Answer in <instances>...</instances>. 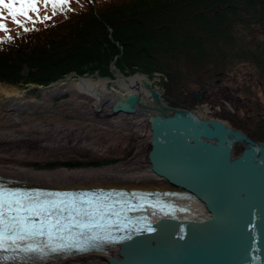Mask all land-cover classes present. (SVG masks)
Segmentation results:
<instances>
[{"label":"trees","instance_id":"16d2710c","mask_svg":"<svg viewBox=\"0 0 264 264\" xmlns=\"http://www.w3.org/2000/svg\"><path fill=\"white\" fill-rule=\"evenodd\" d=\"M45 1L26 10L51 12L35 26L0 29L1 83L45 86L114 60L120 72L142 63L143 71L164 72L167 81L194 83L187 90L195 97L227 75L230 45L245 43L247 27L252 57L264 62L257 40L264 33V0H76L78 11L37 7Z\"/></svg>","mask_w":264,"mask_h":264},{"label":"water","instance_id":"95a60500","mask_svg":"<svg viewBox=\"0 0 264 264\" xmlns=\"http://www.w3.org/2000/svg\"><path fill=\"white\" fill-rule=\"evenodd\" d=\"M113 69L114 60L110 63V71ZM68 75L80 79L74 72ZM111 80H107V86ZM141 85L154 106L145 105L140 92L124 91L115 93L109 110L127 115L139 109L152 112L146 118L151 134L145 155L147 169L183 193H165L164 198L176 205L175 212L150 219L139 233L111 245L118 246V256H107V264H264V142L250 138L226 121L201 118L195 110L167 105L158 88L146 78ZM193 94L198 98L196 92ZM99 110L96 107L94 112ZM161 121L184 130L195 147L187 143L196 151L193 159H186L195 162L167 160L165 144H154L151 132ZM235 144L242 145L238 155H234ZM199 156L207 163L196 160ZM170 165H174L172 170Z\"/></svg>","mask_w":264,"mask_h":264},{"label":"bare ground","instance_id":"6f19581e","mask_svg":"<svg viewBox=\"0 0 264 264\" xmlns=\"http://www.w3.org/2000/svg\"><path fill=\"white\" fill-rule=\"evenodd\" d=\"M112 72L117 76L101 77L97 74H84L79 75L78 80V77L68 75L50 87L36 85L37 88L40 86L43 88L40 99L26 96L15 86L0 83V176L10 177L17 181L15 184L26 186L174 189L147 169L146 161L142 156L145 150L147 152L151 135L146 118L152 112L139 109L137 113L127 115L112 114L109 110V103L115 97V93L124 91L140 92L141 101L147 106H154L148 91L141 85V80L146 78L151 86H157L140 72L132 73V76L120 75L116 67ZM108 79H113L110 86H107ZM65 93L69 98L59 105V110H56L51 105V99ZM96 107H100L97 113L94 112ZM34 110H41L45 114L32 116L31 112ZM65 111L75 113L84 119V122L59 118L61 112ZM196 112L201 118H209L206 116L205 108ZM151 132H153L154 144L160 142L165 144L167 160L171 163H175L174 160L176 163L178 160H186V163L191 164L195 162L186 159H193L196 151L191 147L195 146L185 136L182 128L172 122L161 121L158 128ZM132 145L138 147V153L130 162L120 165L74 170L66 167L39 170L32 166V157L47 158L76 151L115 154ZM32 154L36 155L32 156ZM200 159L199 156L196 160L202 164L207 163ZM173 166L170 165L169 169L172 170ZM176 171L177 168L174 172ZM175 177L181 181L179 176ZM117 248L118 246L114 245L105 252H87L65 258L54 256L47 262L25 264H107V256H118Z\"/></svg>","mask_w":264,"mask_h":264},{"label":"rangeland","instance_id":"374dc122","mask_svg":"<svg viewBox=\"0 0 264 264\" xmlns=\"http://www.w3.org/2000/svg\"><path fill=\"white\" fill-rule=\"evenodd\" d=\"M53 4L55 5V11L64 8L69 11L80 10L78 8L76 0H66V2L64 3H60L59 0H46L44 3L39 4L37 7H41L42 9H48V7ZM29 7V4L21 5L19 3L13 4V9L11 8V10L7 7L0 6V25H2L0 29L7 25L18 26L21 29H26L38 24L39 19L51 15V12H49V14H46L38 11L32 13L30 12L29 14H27V12H25L23 9L27 10L29 9ZM247 28L248 29H243V31L241 30L243 35H246L247 37L244 38L245 43L236 44L235 46H233V44L230 45V49H232L233 52L232 54L231 52L229 53V56L231 57V62L227 75L217 80L218 83L215 86L207 87L204 94H199L198 98L193 97L190 91L187 90V88L190 89V87H195L196 85L194 83H190L187 86L185 84L170 82L169 80L167 81V77L164 72L154 71L152 73H148L143 71L141 67L144 68V64L142 63L126 67L122 70L121 73L123 75H132V73L135 72L143 73L153 82V85L159 88L162 100L164 99V102H166L167 105L175 107H184L196 111L205 108L207 117L217 118L226 121L230 126L239 128L251 137H254V139L264 142V129L262 128V126H260L261 117L259 116V78L262 74V64L256 62L255 59H253L252 57L253 52L251 51L253 50L254 45L249 42L252 38V35L250 33L252 29L250 27ZM262 32L257 33V40L260 41L261 46H264V42H262L264 41V33ZM107 48H110V46H108ZM258 52L260 53L261 60H263V57H261V49ZM256 54L258 55V53ZM96 68L97 69L91 74H97L101 77L112 76L110 66L100 64ZM25 72L26 67L24 68V71H22V73L24 74ZM249 76L252 77L251 86L247 85L249 81ZM166 83L168 84L166 85ZM1 84L9 86L11 85L7 83ZM30 85L36 84H18L15 85V87L18 90L24 92L26 96H32L35 99H40L43 92V88L32 87L27 89L28 86L30 87ZM249 94L252 97L250 103L251 110L248 109V103L246 99ZM67 98H69V96L66 93L60 96H54L51 99V105L56 110H59V105L64 103ZM31 113L32 116H41L45 114L41 110H34ZM50 114H53V112H50ZM59 118H62L64 120H77L84 122V119H82L75 113L68 111L61 112ZM241 150L242 145L236 144L234 146V155H238ZM29 153H31V151ZM137 153L138 147L136 145L129 146L126 148V150L122 151L121 153L116 152L115 154H99L97 152L76 151L70 153H63L60 155H54L47 158L32 157V166L35 169L39 170H51L60 167H66L72 170L82 168L97 169L128 163ZM35 155L32 154V156ZM145 155L146 150L145 152H143L142 155L144 157V160Z\"/></svg>","mask_w":264,"mask_h":264},{"label":"snow or ice","instance_id":"6c2138e0","mask_svg":"<svg viewBox=\"0 0 264 264\" xmlns=\"http://www.w3.org/2000/svg\"><path fill=\"white\" fill-rule=\"evenodd\" d=\"M35 0H0V5L8 7L10 10L12 8L13 4L19 3L21 5L24 4H32ZM60 3L66 2V0H59ZM2 27V25H0ZM3 205L0 204V209H3ZM35 207V206H33ZM53 209L55 210V207L53 206ZM21 210H24V205H19L18 207L13 208L12 206L8 207L9 212H16L19 213ZM62 211V209L60 210ZM21 218L18 215L13 216H6V213L2 210H0V225H5L7 221V227L10 229L14 228V226L19 222ZM0 236H3V231L0 229ZM0 247H2V244H0ZM30 251H36L35 249H28ZM53 251H56V249H53Z\"/></svg>","mask_w":264,"mask_h":264},{"label":"flooded vegetation","instance_id":"af4514ba","mask_svg":"<svg viewBox=\"0 0 264 264\" xmlns=\"http://www.w3.org/2000/svg\"><path fill=\"white\" fill-rule=\"evenodd\" d=\"M261 64H262V67H261L262 74L260 75V78H259V88H260V95H259L260 96V100H259V116L261 117V124H260V126H262V128L264 129V62H262ZM248 79H249V81H248V84L247 85H250L251 86L252 77L249 76ZM250 86H249V88H250ZM246 99H247V103H248V109L251 110L250 103H251L252 97L250 96V94L247 96ZM247 136H249L250 138L254 139V137H251L248 134H247Z\"/></svg>","mask_w":264,"mask_h":264}]
</instances>
